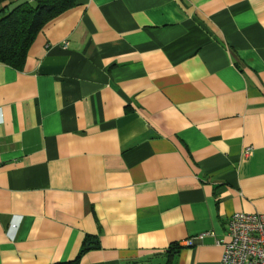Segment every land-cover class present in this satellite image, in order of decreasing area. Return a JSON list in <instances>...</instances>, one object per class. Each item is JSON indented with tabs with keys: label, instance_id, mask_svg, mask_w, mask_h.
I'll list each match as a JSON object with an SVG mask.
<instances>
[{
	"label": "crops",
	"instance_id": "0c3cea01",
	"mask_svg": "<svg viewBox=\"0 0 264 264\" xmlns=\"http://www.w3.org/2000/svg\"><path fill=\"white\" fill-rule=\"evenodd\" d=\"M234 212L264 213V0H74L0 62V264H219Z\"/></svg>",
	"mask_w": 264,
	"mask_h": 264
},
{
	"label": "trees",
	"instance_id": "16d2710c",
	"mask_svg": "<svg viewBox=\"0 0 264 264\" xmlns=\"http://www.w3.org/2000/svg\"><path fill=\"white\" fill-rule=\"evenodd\" d=\"M12 1L0 0V62L20 69L41 28L72 7L74 0L24 1L9 9ZM78 259L53 264H77Z\"/></svg>",
	"mask_w": 264,
	"mask_h": 264
},
{
	"label": "built area",
	"instance_id": "2783aa9c",
	"mask_svg": "<svg viewBox=\"0 0 264 264\" xmlns=\"http://www.w3.org/2000/svg\"><path fill=\"white\" fill-rule=\"evenodd\" d=\"M251 153L250 148L244 155ZM227 240L219 264H264V213L234 212L227 220Z\"/></svg>",
	"mask_w": 264,
	"mask_h": 264
}]
</instances>
